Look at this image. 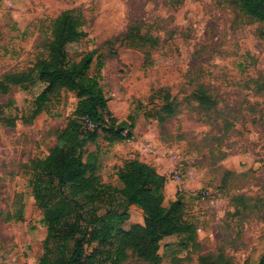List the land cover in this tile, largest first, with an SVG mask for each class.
Instances as JSON below:
<instances>
[{
    "label": "rangeland",
    "instance_id": "obj_1",
    "mask_svg": "<svg viewBox=\"0 0 264 264\" xmlns=\"http://www.w3.org/2000/svg\"><path fill=\"white\" fill-rule=\"evenodd\" d=\"M65 11L79 16L87 33L67 46L68 60L96 53L88 74L95 76L102 64L106 119L125 123L132 135V142L119 141V154L141 143L172 184L165 205L181 199L184 220L196 228V243L187 247L186 235L164 239L161 264H199L205 255L226 264H260L263 209L246 210L236 198L264 203V24L242 12L237 0L1 1L0 83L8 74L32 73L34 79L10 84L7 93L0 88V264H39L44 252L47 226L29 181L34 163L48 157L59 133L76 119L79 99L67 90L43 96L46 85L33 71L48 57L45 43ZM201 86L211 100L208 109L195 99ZM96 133L86 155L107 148L102 127ZM106 162L103 157L100 166ZM107 167L96 174L122 187ZM176 173L180 183L168 180ZM57 211L77 213L62 203ZM128 216L125 230L144 223L143 213L131 207ZM109 244L89 242V264H110L115 252ZM73 251L68 243L67 258ZM127 254L122 264H147Z\"/></svg>",
    "mask_w": 264,
    "mask_h": 264
},
{
    "label": "trees",
    "instance_id": "obj_2",
    "mask_svg": "<svg viewBox=\"0 0 264 264\" xmlns=\"http://www.w3.org/2000/svg\"><path fill=\"white\" fill-rule=\"evenodd\" d=\"M237 3L242 12L264 24V0H237ZM83 27L84 22L73 11H65L55 19L50 38L45 43L48 57L39 60L33 71L40 82L46 85L43 96L61 90L76 92L79 99L76 119L83 120L88 116L97 124L95 130L83 132L76 119L70 121L59 133L57 143L48 157L34 163L29 184L47 226L44 252L39 264H89L94 253L87 254V244L98 240L109 241L110 249L114 250L110 264L124 263L128 251L147 264H161L159 252L164 239L186 235L184 247H187L191 242L196 243V228L184 220V202L181 199L165 205L166 177L138 158L127 160L118 169L117 177L122 187L105 184L96 174L97 158L92 153L86 155V144L96 142V132L101 127L109 143L125 141L122 133L129 129L125 123H118L112 116L106 119L109 100L101 86L102 64H98L95 76L88 74L96 53H88L79 62L68 60L67 46L87 37ZM33 79L32 73L8 74L0 83V88L3 93H7L10 84L21 86ZM205 89L201 86L195 99L201 107L208 109L211 100ZM167 110L173 112L171 107H167ZM128 136L132 137L130 130ZM236 199L243 202L244 209L262 207L264 213L263 202L253 206L250 202L255 199ZM61 203L76 207L77 213L58 212L57 206ZM120 204L125 205L124 212L115 210ZM88 206L91 210L84 213ZM132 206L143 211L144 223L125 230L121 224L129 219L128 209ZM104 207L109 210L99 213ZM68 243L74 244V251L69 258ZM199 264L226 262L205 255L200 258ZM260 264H264V260Z\"/></svg>",
    "mask_w": 264,
    "mask_h": 264
},
{
    "label": "crops",
    "instance_id": "obj_3",
    "mask_svg": "<svg viewBox=\"0 0 264 264\" xmlns=\"http://www.w3.org/2000/svg\"><path fill=\"white\" fill-rule=\"evenodd\" d=\"M93 144H96V142ZM130 144H131V150L127 154H125L124 156L119 154L120 148H122V146H124V143H121V142H117V143L107 142V148L103 152H100L98 150L93 152L92 154L97 158L98 167H104L107 165L108 167L106 168V170H108V171L110 170L113 173H117L118 169L120 167H122L127 160H132V159L138 158L140 161L145 162L148 165L154 167L159 174L167 177L165 174V170L159 165L158 160L156 161V160H150L149 158H146L145 152H142L143 146L140 145L141 143L134 142V143H130ZM103 157L106 158L107 162L104 166H100ZM115 176H117V175H115ZM104 179H106V178H104ZM171 185H172L171 183L170 184L167 183L165 186L166 203H168L172 199L171 195L168 194V192H167L168 186H171ZM131 210H135L141 214L143 213L142 210L136 206H132ZM131 217H133V216H131Z\"/></svg>",
    "mask_w": 264,
    "mask_h": 264
},
{
    "label": "built area",
    "instance_id": "obj_4",
    "mask_svg": "<svg viewBox=\"0 0 264 264\" xmlns=\"http://www.w3.org/2000/svg\"><path fill=\"white\" fill-rule=\"evenodd\" d=\"M97 128V124L88 116L84 117L81 123V130L83 132L93 131ZM123 136L125 137L126 142H132V137H129V130H125L123 133ZM173 182L180 183L181 182V174L176 173L172 178L168 179ZM167 181V178H166ZM180 191H182V188H179Z\"/></svg>",
    "mask_w": 264,
    "mask_h": 264
}]
</instances>
